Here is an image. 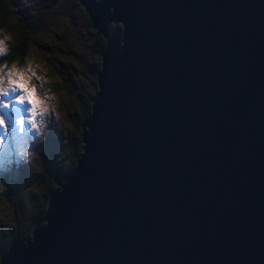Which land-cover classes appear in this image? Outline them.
Here are the masks:
<instances>
[{
  "label": "water",
  "instance_id": "1",
  "mask_svg": "<svg viewBox=\"0 0 264 264\" xmlns=\"http://www.w3.org/2000/svg\"><path fill=\"white\" fill-rule=\"evenodd\" d=\"M79 2L82 151L0 263L264 264V0Z\"/></svg>",
  "mask_w": 264,
  "mask_h": 264
},
{
  "label": "rangeland",
  "instance_id": "2",
  "mask_svg": "<svg viewBox=\"0 0 264 264\" xmlns=\"http://www.w3.org/2000/svg\"><path fill=\"white\" fill-rule=\"evenodd\" d=\"M24 1L7 0V19L0 25V34L11 38L9 46L18 39L14 35L13 25L31 14L32 6L27 5ZM28 1L36 2V0ZM57 2L53 11L42 16L44 7H41L40 15L36 18V24L49 23V25L46 24L47 31L43 35L46 36L48 32H50V35L55 33L60 35L58 38L61 42L60 45L67 50H71L73 47L72 50L76 53L75 57L77 59L69 56V53H66V55L63 53H59V55L50 53L56 45V38L52 40L48 35L46 36V43L43 44L41 39H37V35H32V40L27 38L30 41L26 44L28 48L24 51L26 58L23 64L8 65L9 68H14L20 72L36 74L35 78L29 81L31 87L35 89L36 99L40 102L35 119L36 126L34 128L27 124L21 126L16 122L20 118L27 120L29 114L26 109L30 107L26 103L20 105L16 102L15 97L19 95V92L10 91L7 95L0 94V118L5 121V126H0V178L8 175L14 181L19 180L21 183L23 181L21 186L24 187H26L28 180L32 178L33 173L31 172L42 170L46 151L55 153L58 151L57 147L61 145L65 148L67 147V142L63 141L66 139L67 116L69 115L66 113L67 107L65 104L69 105L72 110L74 106V110L83 109L84 100L81 96L83 88L79 89L76 76L75 64L77 60L79 59L85 63L86 66H84L83 71L89 73L90 77H92V69H94L96 48L92 39L90 41L87 20L81 16L83 14L76 7H71L68 13L60 14V9L67 6L70 7V4L67 0H58ZM48 9L53 8L50 6ZM16 13L23 18L17 17ZM53 17L57 19V23ZM48 27L52 28V30H49ZM80 29H85L86 32H82ZM74 30H77L76 36L72 37ZM62 31H65V33ZM60 45L57 47L62 48ZM44 57L49 59V66L45 62H41V59L44 61ZM49 67L56 68V71L51 70L52 73L49 72ZM62 76H64V82L60 81ZM48 78L49 85L47 87L50 88L41 87ZM87 91H90V89L87 88ZM5 104H7V107H5ZM42 113H47L48 115H41ZM69 121L71 126L72 120L69 119ZM44 124L46 125V131L43 127ZM22 127H24L23 131H21ZM42 132L43 137L40 138ZM47 134L53 139L52 142L46 140ZM30 151L34 153L31 159L27 161L29 158L25 154ZM2 220L3 216L0 210V227L3 226Z\"/></svg>",
  "mask_w": 264,
  "mask_h": 264
},
{
  "label": "trees",
  "instance_id": "3",
  "mask_svg": "<svg viewBox=\"0 0 264 264\" xmlns=\"http://www.w3.org/2000/svg\"><path fill=\"white\" fill-rule=\"evenodd\" d=\"M57 1L58 0H36V2H29L28 0L24 1L25 3H27V5L32 6H30L32 8L31 14L27 18L20 19L21 21H18L15 25H13L14 35L18 37V39L15 43H11V45L9 46L8 55L0 57L1 63L7 62L8 65L20 63L23 64L26 58V56H24V51L26 48H28L26 44L30 41L27 38H31L32 35H37V39H41V42L43 44L46 43V36L48 35L50 38H52V40L56 38V45L50 51V53L55 55H59V53H63L66 55V53H69V56L76 58V53L74 52V50H72L73 47L71 48V50H67L60 45L61 42L58 39L60 35H58L57 33H55L54 35H50V32H48L46 36L43 35L47 31L46 24L49 25V23L36 24V18L38 15H40L41 7H44L41 14L42 16L43 14L53 11L55 9V4L58 3ZM67 2L70 4V7L67 6L60 9V14H63L64 12L68 13L70 12L71 7H76L80 11V13L83 14L81 16L85 17L88 22L90 41L92 39V41L95 43L96 48L92 77L89 76V73L83 71V68L86 65L84 62L78 59L77 63L75 64L77 71L76 76L78 78L77 81L79 83V89L81 90L83 88V90L81 91V96L83 97L84 102L83 109L79 110H74L75 106L72 110L69 105L65 104L67 107L66 113L69 115L67 116L68 123L66 125V139H64L63 141L67 142V147L65 148L63 147V145H61L60 147H57L58 151L55 153H48L46 151L42 164V170L39 172H31L33 173L32 178L28 180L26 187L21 186L23 181L22 183L19 180L14 181L8 175H4L0 178V210L1 215L3 216V226L0 227V255L2 253V250L5 251L8 248V244L13 240L14 237H16L17 235L25 237L26 233H28V236L30 235L31 230L34 228L33 224L36 223V218H42L45 214L44 210H46L48 206L47 201L50 195V188L56 189L58 187V183H56L53 179V176L58 172L57 168L73 167L80 152L82 151L81 121L84 119L85 115H88L92 100L90 96H94V92L96 91V71L100 67V51L104 46L105 37L101 32H98L94 26H92V19L85 10L84 5L80 3L79 0H67ZM7 6V0H0V25H2L7 19ZM50 6L53 9L49 10L48 7ZM60 14L58 15V19ZM16 15L19 18L22 17L17 13ZM55 20L57 23L58 21L56 18ZM48 29L52 30V28L49 27ZM76 31L77 30H74V32L72 33V37L76 36ZM80 31L86 32L85 29H80ZM116 31L120 33L121 25H119V28H117L116 26L110 27V32ZM62 32L65 33V31ZM41 35L43 36L39 37ZM58 45H60L63 49L58 48ZM44 58V61H42L41 59V62H45L46 65L49 66V59L47 57ZM49 68V72H51V70L56 71V68ZM60 81L64 82V76L61 77ZM47 85H49V78L44 82V84H42L41 87L49 89L50 87H47ZM87 88L90 89V91H87ZM69 119L72 120L71 126ZM48 132L50 133V131ZM46 138V140H49L50 142H52L53 140L48 136V134Z\"/></svg>",
  "mask_w": 264,
  "mask_h": 264
},
{
  "label": "snow or ice",
  "instance_id": "4",
  "mask_svg": "<svg viewBox=\"0 0 264 264\" xmlns=\"http://www.w3.org/2000/svg\"><path fill=\"white\" fill-rule=\"evenodd\" d=\"M35 73L20 72L14 68H9L7 62L0 63V94L7 95L11 92H19L15 97L16 102L20 105L25 103L29 105L26 109L29 116L27 120L20 118L17 123L21 126L30 125L32 128L36 126L35 119L38 112L39 101L36 99L35 89L31 87L29 81L35 78ZM7 107V104H5ZM0 126H5V121L0 118ZM24 127L21 128L23 131Z\"/></svg>",
  "mask_w": 264,
  "mask_h": 264
},
{
  "label": "clouds",
  "instance_id": "5",
  "mask_svg": "<svg viewBox=\"0 0 264 264\" xmlns=\"http://www.w3.org/2000/svg\"><path fill=\"white\" fill-rule=\"evenodd\" d=\"M10 37L7 36H3L2 34H0V57H4L6 55H8L9 52V41H10ZM41 115H48L47 113H42ZM44 130L46 131V125L44 124ZM43 137V132L41 133V137ZM34 152H27L25 155H27V157L29 158L27 161H29L31 159V157L33 156Z\"/></svg>",
  "mask_w": 264,
  "mask_h": 264
},
{
  "label": "flooded vegetation",
  "instance_id": "6",
  "mask_svg": "<svg viewBox=\"0 0 264 264\" xmlns=\"http://www.w3.org/2000/svg\"><path fill=\"white\" fill-rule=\"evenodd\" d=\"M117 28H119V25L118 26H116ZM95 67H98V66H95Z\"/></svg>",
  "mask_w": 264,
  "mask_h": 264
},
{
  "label": "bare ground",
  "instance_id": "7",
  "mask_svg": "<svg viewBox=\"0 0 264 264\" xmlns=\"http://www.w3.org/2000/svg\"><path fill=\"white\" fill-rule=\"evenodd\" d=\"M96 2H98V0H95Z\"/></svg>",
  "mask_w": 264,
  "mask_h": 264
}]
</instances>
